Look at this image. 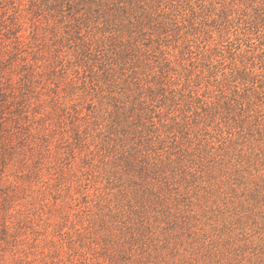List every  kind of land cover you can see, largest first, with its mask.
I'll list each match as a JSON object with an SVG mask.
<instances>
[{
  "label": "rangeland",
  "instance_id": "1",
  "mask_svg": "<svg viewBox=\"0 0 264 264\" xmlns=\"http://www.w3.org/2000/svg\"><path fill=\"white\" fill-rule=\"evenodd\" d=\"M0 264H264V0H0Z\"/></svg>",
  "mask_w": 264,
  "mask_h": 264
}]
</instances>
